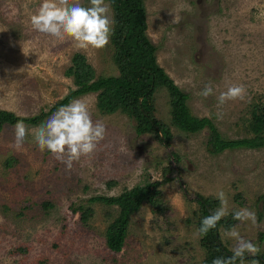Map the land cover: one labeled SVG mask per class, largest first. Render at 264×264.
I'll list each match as a JSON object with an SVG mask.
<instances>
[{
  "label": "rangeland",
  "instance_id": "374dc122",
  "mask_svg": "<svg viewBox=\"0 0 264 264\" xmlns=\"http://www.w3.org/2000/svg\"><path fill=\"white\" fill-rule=\"evenodd\" d=\"M41 2L0 0V109L21 117L41 115L38 124L25 123L31 130L75 88L66 74L75 54L85 56L97 76L119 73L111 40L104 49L85 50L71 40L54 44L51 37L33 30L30 18ZM80 2L90 5V0ZM145 4L148 34L160 47L158 62L190 94L193 114L211 118L224 138L244 137L243 118H250V106L264 99V0H145ZM207 84L215 94L205 98L200 93ZM233 85L245 87V99L218 106L217 97ZM76 99L89 105L94 121L106 125L107 136L92 156L74 162L71 170L51 152L41 151L31 135L18 151L13 146L14 126L0 130V264H203L197 194L217 197L220 191L226 195L229 214L248 208L257 216L255 225L235 220L230 228L221 227L222 242L229 250L235 246L226 235L235 228L264 252V147L212 154L208 128L191 135L170 123L165 89L157 92L155 108L169 124L170 145L153 135H137L135 122L123 113L103 115L96 93ZM10 154L21 159L18 167H5ZM169 165L176 174L166 181L169 174L164 168ZM112 180L117 184L110 186ZM153 180L162 182L167 210L159 213L145 203L132 215L120 252L106 244L116 207L93 204L95 213L87 223L73 211L92 196L118 195ZM239 193L242 206L235 200ZM44 202L53 207L45 208ZM252 260L247 258L245 264Z\"/></svg>",
  "mask_w": 264,
  "mask_h": 264
},
{
  "label": "trees",
  "instance_id": "16d2710c",
  "mask_svg": "<svg viewBox=\"0 0 264 264\" xmlns=\"http://www.w3.org/2000/svg\"><path fill=\"white\" fill-rule=\"evenodd\" d=\"M111 6V16L114 21L111 35L113 47V61L119 73L117 75L97 76L96 70L82 54H75L72 64L66 71L67 76L74 80L75 88L70 89L67 95L61 98L51 109L54 112L77 97L89 93L97 94V108L103 114L123 113L135 122L137 135H153L164 145H170L172 133L169 124L156 115L155 97L158 91L165 89L169 96L170 123L179 130L198 134L204 129L210 130L209 152L220 154L226 150L238 148L260 149L264 147V99L253 103L245 116V136L237 139L224 138L218 131L214 121L208 117H199L193 114L189 105L190 94L180 88L159 64L157 53L159 46L153 43L148 34L147 8L145 0H106ZM264 97V96H263ZM46 115V113H42ZM41 115L33 117L17 116L14 112L0 109V130L5 126H15L18 120L24 123L38 124ZM175 159L181 158L173 153ZM21 159L10 154L5 158V167L16 168ZM169 176L176 174L174 168L169 165L164 168ZM110 186L116 181L108 183ZM162 182L153 180L136 185L131 189H124L118 195H96L89 198L85 204H78L73 208L74 212H80V219L87 223L94 216L95 203L103 204L106 209L116 207V217L108 224L106 229V244L113 252H120L125 246L128 229L134 213L147 203L159 213L167 210ZM243 195L236 194L235 200L243 205ZM200 209L196 212L199 228L202 219L211 215L220 207L217 197L197 194L196 200ZM45 208L53 207L50 202H44ZM107 214H109L107 212ZM235 219L233 213L223 217L207 235L200 240L205 249L203 264H212L217 257H230L233 253L222 242L220 228H230ZM255 259L264 264V252L256 257L248 256L246 259Z\"/></svg>",
  "mask_w": 264,
  "mask_h": 264
},
{
  "label": "clouds",
  "instance_id": "9594fccd",
  "mask_svg": "<svg viewBox=\"0 0 264 264\" xmlns=\"http://www.w3.org/2000/svg\"><path fill=\"white\" fill-rule=\"evenodd\" d=\"M110 13L111 6L106 0H90L89 6H84L80 0H42L30 22L33 30L51 37L54 44L71 40L78 49L99 50L109 45L113 33L114 21ZM18 71L23 72V68ZM214 94L211 84L205 85L200 93L205 98ZM246 94L243 85L229 86L217 97L218 106H223L228 101L244 100ZM217 116L223 118L221 112H217ZM14 133L13 146L18 151L29 142L31 135L41 151L51 152L56 160L71 170L74 162L80 161L82 157L92 156L97 151L98 145L107 136V127L102 121L93 120L87 103L76 99L61 106L34 130L29 129L23 120H18ZM216 195L220 207L202 219L198 230L201 236L217 228L218 222L229 214L225 193L220 191ZM233 218L241 223H257L256 213L248 208L236 210ZM226 235L236 241L235 246L230 249L233 255L217 257L212 264H245L246 257H256L261 251L258 245L245 239L235 228ZM252 264L259 262L253 259Z\"/></svg>",
  "mask_w": 264,
  "mask_h": 264
}]
</instances>
